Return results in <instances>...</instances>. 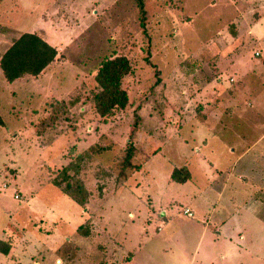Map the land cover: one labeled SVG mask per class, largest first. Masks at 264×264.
<instances>
[{"label":"rangeland","instance_id":"rangeland-1","mask_svg":"<svg viewBox=\"0 0 264 264\" xmlns=\"http://www.w3.org/2000/svg\"><path fill=\"white\" fill-rule=\"evenodd\" d=\"M143 2L0 0V56L34 30L58 52L37 78L0 68V264H264V0ZM117 55L128 103L104 118Z\"/></svg>","mask_w":264,"mask_h":264},{"label":"trees","instance_id":"trees-1","mask_svg":"<svg viewBox=\"0 0 264 264\" xmlns=\"http://www.w3.org/2000/svg\"><path fill=\"white\" fill-rule=\"evenodd\" d=\"M137 1L143 13L144 2L143 0ZM57 53L56 48L49 44L38 32H23L1 54L0 68L8 81H14L26 75L38 76L48 65L57 59ZM130 70V63L125 56H110L104 57L101 60L94 74L96 90L93 94L96 112L100 117L107 118L115 110L122 109L127 105L128 95L121 86V80ZM49 105L53 111L61 110L63 112L66 109L63 100H54ZM45 122L46 119L41 117L37 125L44 124ZM2 124L3 120L0 116V125ZM130 158L131 154L128 153L127 160L129 161ZM67 170L68 166L66 165L63 168V176L65 179H68L66 180L65 187H62L61 182L54 178L55 174L53 177H50V181L56 186H61L63 193L67 194L82 207H85L87 203V190L81 181L78 178V180L73 178V174ZM74 173L75 175L77 174V172ZM189 177L190 173L186 166L175 167L170 173V178L180 183L185 182ZM51 178L54 179L52 180ZM72 178L75 179V186L70 182ZM77 231L84 236H88L89 234V231L83 229L82 225L77 227ZM9 248V241L0 239V250L6 253Z\"/></svg>","mask_w":264,"mask_h":264},{"label":"crops","instance_id":"crops-1","mask_svg":"<svg viewBox=\"0 0 264 264\" xmlns=\"http://www.w3.org/2000/svg\"><path fill=\"white\" fill-rule=\"evenodd\" d=\"M34 31H36V32H38L40 35H42L43 36V34L40 32V31H38V30H34ZM43 38H44V36H43ZM45 39V38H44ZM46 40V39H45ZM47 41V40H46ZM58 55V54H57ZM55 62H57V59L54 61V62H52L50 65H52V64H54ZM50 65H48L38 76H40V75H43L44 73H45V71H46V69L50 66ZM38 76H29V75H26V76H24V77H33V78H37ZM24 77H21V78H19V79H22V78H24ZM190 173V172H189ZM191 178V174H190V177H189V179ZM188 180V179H187ZM186 180V181H187ZM185 181V182H186ZM3 183L4 184H2V187H4V188H8L9 187V182H5V181H3ZM52 183V182H51ZM180 183V182H179ZM184 183V182H183ZM17 190V189H16ZM15 190V191H16ZM14 191V192H15ZM17 193H15V194H18V190L16 191ZM19 195V194H18ZM15 198V197H14ZM19 198H20V195H19ZM19 198H17V199H19ZM185 209H188V208H185ZM189 210V209H188ZM13 241L11 240V241H9V243H10V248L8 249V251L5 253V252H2V253H4V255H9V253L10 252H12L13 251V243H12ZM15 249V248H14ZM34 264H38V263H34Z\"/></svg>","mask_w":264,"mask_h":264},{"label":"built area","instance_id":"built-area-1","mask_svg":"<svg viewBox=\"0 0 264 264\" xmlns=\"http://www.w3.org/2000/svg\"><path fill=\"white\" fill-rule=\"evenodd\" d=\"M256 54H258V53H256ZM15 198H19V195L15 194ZM186 213H188V209H186Z\"/></svg>","mask_w":264,"mask_h":264}]
</instances>
